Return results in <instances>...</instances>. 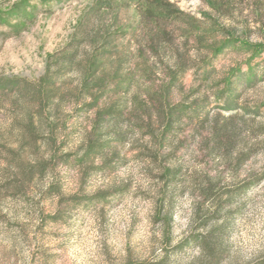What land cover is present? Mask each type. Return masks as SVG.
<instances>
[{"label": "rangeland", "instance_id": "rangeland-1", "mask_svg": "<svg viewBox=\"0 0 264 264\" xmlns=\"http://www.w3.org/2000/svg\"><path fill=\"white\" fill-rule=\"evenodd\" d=\"M134 1L0 0V91L18 81L37 84L64 51L80 45L81 55L86 38L108 31L113 32L110 45L131 53L122 75L136 71L141 78L133 92L145 90L151 80L169 82L177 70L170 64L182 55L188 66L179 77L184 96L203 103L210 114L202 123L185 122L176 155L161 156L163 166L179 168L178 179L138 155L135 146L148 136H131L119 145L127 162L116 171L90 170L86 178L78 166L58 165L62 195H47L54 179L50 169L20 189L10 188L19 180L9 162L49 158V150L44 140L34 153L19 146L12 122L23 113L7 92L0 100V264H207L210 257L186 241L214 229H220L217 239L224 248L219 264H264V58L249 60L250 52L241 49L245 40L259 41L254 19H247L254 0H167L174 11L183 12L158 23L173 31L174 55L150 51L146 26L153 22L140 17ZM228 2L230 10L227 4L216 9ZM215 21L231 25L227 32L236 39L217 56L213 49L229 38ZM211 65L215 71L206 75L203 69ZM231 80L239 94L230 91ZM174 95L180 99V93ZM232 117L235 144L214 152L216 128ZM90 118L69 119L61 136L77 129L65 140L66 152L80 150L94 113ZM240 156L248 158L239 163ZM115 190L119 194L106 201L75 204L70 197L95 198Z\"/></svg>", "mask_w": 264, "mask_h": 264}, {"label": "trees", "instance_id": "trees-1", "mask_svg": "<svg viewBox=\"0 0 264 264\" xmlns=\"http://www.w3.org/2000/svg\"><path fill=\"white\" fill-rule=\"evenodd\" d=\"M134 2L140 17L145 16L153 22L151 26L149 23L146 26L148 35L146 41L150 45V51L156 49L158 55H174L173 31L171 33L167 27H161L158 23L172 17L176 18L183 12L174 11L167 0H135ZM224 4L229 5H226L228 10L231 9L229 2L221 3L216 9L221 10L223 6L225 7ZM248 8L247 19L250 17L254 19L259 41L252 43L245 40L241 49L250 52L249 60H258L264 58V0H254ZM215 26L229 38L228 42L213 49L214 55L217 56L236 42V39L231 38L232 33L227 32H231V25L226 27L216 22ZM246 28L250 29L249 24ZM112 35V31L90 35L84 41V46L82 44L84 48L81 55H79L80 45L64 51L60 61L50 62L45 76L37 84H23L18 81L10 89L4 87L0 91V100L9 92L16 97L15 107L22 109L23 118L14 117L12 122V127L17 128L15 136L16 140H19V146L28 147L34 153L39 148V140H44L49 150V158L35 157L34 161L29 163L23 159L9 162L10 168L17 169L16 179L19 180L18 183H10V188L20 189L21 186L32 181L35 175L43 177L50 169L54 179L48 187L47 195H62L61 177L56 171L58 165L78 166L84 171L83 175L86 178L90 175V170L116 171L120 165L127 162L126 157L121 155L119 145L130 140L131 136L135 140H145L148 136L150 140L135 146L138 155H142L150 165L161 168L168 178L178 179L179 168L170 169L163 166L161 156L168 159L171 155H176L180 147V136L185 131L182 125L185 122L202 123L209 118L210 111L203 103L189 102L185 98L184 86L179 82V77L188 71V66L182 55L176 56L170 64V69L177 70L169 82L157 84L155 80H151L145 90L138 89L137 92H133L134 86H139L141 78L137 77L136 71L122 75L131 53L129 50L110 45ZM97 42H102V45L97 46ZM102 47L105 48L103 51ZM154 68L156 70V66ZM203 71L209 75L215 70L211 65V67L206 66ZM148 72L152 73L150 66ZM231 84L230 91L234 89L235 93L239 94L240 89L233 85L232 80ZM175 92L180 93L179 100L176 99ZM235 97L236 95H233L230 98L231 103L235 101ZM67 106H70L69 113L66 111ZM92 113H94V124L92 123L90 129L84 127L80 150L74 153L66 152L65 140H70L71 134L77 129L73 128L68 134L61 136L67 129L69 119L85 116L86 119L92 120L90 118ZM234 119L227 118L223 120V125L216 128L217 140H212L214 152L230 149L235 144V131L232 130L234 129L232 126L235 125ZM0 138H3V134H0ZM166 149L169 152L164 154ZM247 158L248 156L242 157L239 163L245 162ZM211 187L212 184L209 183L208 188L204 190L206 198L211 194ZM118 194L119 191L115 190L110 193H100L95 198H81L77 194L70 197L76 204L84 200L94 202L105 200L106 197ZM222 229L225 231V227ZM219 230L214 229L206 234L191 236L187 238L186 245L197 244L201 253L210 257L207 264H219L224 254V248L217 239Z\"/></svg>", "mask_w": 264, "mask_h": 264}]
</instances>
